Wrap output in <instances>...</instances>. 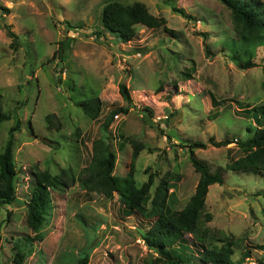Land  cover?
Instances as JSON below:
<instances>
[{
    "label": "rangeland",
    "instance_id": "rangeland-1",
    "mask_svg": "<svg viewBox=\"0 0 264 264\" xmlns=\"http://www.w3.org/2000/svg\"><path fill=\"white\" fill-rule=\"evenodd\" d=\"M106 1L0 0L1 105L11 117L0 123V152L9 129L18 124L13 133L15 200L0 205V264H76L84 255L88 264H159L140 238L146 220L125 212L116 193L106 198L80 186L93 140L103 138L114 150L118 176L129 170V140L141 141L136 181L147 179V167L156 173V183L166 176L167 206L180 210L199 177L181 144L206 142L210 136L243 140L264 127V47L255 48V66L235 64L231 46L237 34L222 0H115L141 2L166 19L167 29L138 24L127 43L101 25ZM170 2L192 18L173 13ZM7 30L18 36L16 49ZM121 83L130 103L119 93ZM95 97L101 107L91 120L79 103ZM119 107L128 110L114 115L104 129L109 112ZM194 151L223 177L221 184L209 186L205 198L204 212L211 219L203 214L199 223L208 229L204 244L219 247L218 239L229 236L235 243L232 261L264 262L262 176L227 170L230 159L240 155L234 140ZM46 168L66 175L68 184L51 192L44 237L33 241V251L17 263L20 239L33 235L25 224L32 174ZM185 238L187 254L198 263L202 246L190 234Z\"/></svg>",
    "mask_w": 264,
    "mask_h": 264
},
{
    "label": "trees",
    "instance_id": "trees-1",
    "mask_svg": "<svg viewBox=\"0 0 264 264\" xmlns=\"http://www.w3.org/2000/svg\"><path fill=\"white\" fill-rule=\"evenodd\" d=\"M230 9L234 31L237 39L233 40L232 59L241 69L251 68L254 62L251 58L255 48L264 47V0H222ZM172 12L181 17L192 18L187 15L183 8L177 7L174 2L169 3ZM8 11V8H5ZM101 25L104 29L114 33L122 43L131 41L136 34V26L143 25L147 28L164 27L166 19L163 16L152 14L145 4L134 2L123 4L110 0L104 3L101 10ZM170 30V29H169ZM7 35L11 38V46L16 49L18 36L10 30ZM119 93L128 103L131 102L130 94L125 84L119 85ZM0 94V123L9 120V113L3 111ZM83 113L91 120L98 117L100 100L95 98L83 100L79 103ZM261 109H264L262 105ZM127 107H119L109 112L104 129L108 128L113 116L118 112L126 113ZM49 121V115L46 118ZM18 124L13 125L8 132L7 141L0 152V205H10L15 200L16 166L13 159V133ZM32 129V128H31ZM251 130V128H248ZM210 136L206 142L193 141L181 146L188 149L189 160L194 170L199 174L194 193L190 196L186 205L180 210H170L167 206L169 179L163 176L155 182L156 173L149 172L147 167L144 172L148 173L146 180L138 183L135 178L134 162L140 151L144 148L141 141L129 140L131 144V159L129 170L124 176H118L114 171L116 154L103 138H96L92 142V160L83 169L81 174L85 176L79 179L80 186L86 191H94L106 198L118 195L125 212L138 213L146 222L147 228L139 233L149 250L156 254L155 260L159 264H241L232 261L234 240L229 236L218 239L222 245L209 246L205 243L208 229H201L199 223L204 214L205 219H211V215L204 212L205 198L210 185L223 182L221 173L211 171L209 165L195 155V149L206 148L208 144L213 146H227L235 141L240 155L230 159L226 164L227 170L245 173H258L264 180V127H256L252 135L238 140L237 137L215 141ZM48 141V140H47ZM53 143V141H49ZM105 142V143H104ZM166 172V174H168ZM33 185L30 194L25 201L26 214L25 224L33 232L32 236L26 235L20 239L22 246L15 253V262L20 263L24 256L33 251V241L42 240L44 235L43 226L52 208V191L63 190L68 180L62 173L52 174L47 168L33 171ZM69 180L73 181L71 175ZM264 195V193H263ZM186 234L193 236L197 244H200L201 253L198 263L191 261ZM188 241V242H187ZM76 264H88L86 255L77 259ZM144 264H150L147 260ZM259 264H264L262 260Z\"/></svg>",
    "mask_w": 264,
    "mask_h": 264
},
{
    "label": "water",
    "instance_id": "water-1",
    "mask_svg": "<svg viewBox=\"0 0 264 264\" xmlns=\"http://www.w3.org/2000/svg\"><path fill=\"white\" fill-rule=\"evenodd\" d=\"M57 65H58V67H61L62 66V64H61L60 61L57 63ZM60 77H61V75H60Z\"/></svg>",
    "mask_w": 264,
    "mask_h": 264
},
{
    "label": "clouds",
    "instance_id": "clouds-1",
    "mask_svg": "<svg viewBox=\"0 0 264 264\" xmlns=\"http://www.w3.org/2000/svg\"><path fill=\"white\" fill-rule=\"evenodd\" d=\"M215 139V138H214ZM234 144V143H233Z\"/></svg>",
    "mask_w": 264,
    "mask_h": 264
}]
</instances>
